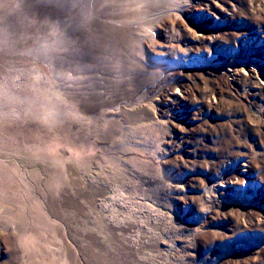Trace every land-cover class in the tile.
<instances>
[{"label":"rangeland","instance_id":"obj_1","mask_svg":"<svg viewBox=\"0 0 264 264\" xmlns=\"http://www.w3.org/2000/svg\"><path fill=\"white\" fill-rule=\"evenodd\" d=\"M216 1L223 17L186 0L141 10L144 70L97 67L85 95L102 101L64 103L74 138L37 118L45 65L0 57V264H264V0ZM40 9L17 49L135 11ZM175 16L172 52L157 32Z\"/></svg>","mask_w":264,"mask_h":264},{"label":"bare ground","instance_id":"obj_2","mask_svg":"<svg viewBox=\"0 0 264 264\" xmlns=\"http://www.w3.org/2000/svg\"><path fill=\"white\" fill-rule=\"evenodd\" d=\"M23 2H21L23 4L20 3L21 6L23 7L25 4V7L29 10H15L14 2L7 6L6 10L0 11V57L4 55H11L14 58L24 56L27 59H33L45 65L50 72V78H48L50 97L46 102V109L37 118L41 121L40 123L49 126L56 136L74 138L78 134L73 125L76 118L75 116H70L67 111L64 112V103L72 105V97H76L82 102L93 101L94 105H97L99 100L102 101L101 98H94V95H91L90 98V93L93 94V90L88 89V86L93 85L91 83L99 80L94 74L97 73L96 68L100 67V65L109 64L110 66L112 65L110 69L118 68V70L119 68L123 70L130 68L144 70L141 61L148 47L143 48L144 46L139 44L137 45V51L131 49V37L138 35L136 33L138 31L133 30L132 26L144 22H150L153 25L155 21L147 19L141 10H146L150 4L163 6L164 0H26V2ZM186 2L188 7H195L197 4L203 6V9L215 18H218V16L223 17L222 14H226L227 8L225 9L224 6L219 5L216 0H186ZM45 3L47 6H44L46 5ZM107 5L110 7L108 10L135 11L132 14L106 17L105 19H108V21L101 17L92 18V23L82 33L72 35H68L65 32L66 29L64 31L61 30L63 33L59 34H57V31L52 32L51 24H46L47 26L50 25L49 34L53 37L51 39L48 36V38L43 39L48 40L47 45L43 43L45 41L42 39H34L33 45L29 47L31 51L25 50V48H16L21 38H26L27 36L24 34L16 38L14 28L16 26L28 28L33 23L30 13L34 12V10H41L40 8L51 6L53 10H84V13L88 15L93 12L92 10H100L101 7L103 8ZM176 5L177 2L170 4L171 7ZM162 6L158 10H162L166 5ZM55 16L59 17L54 14L46 18V21L51 22ZM161 25L165 26V28L162 29V26L160 27L163 31L157 32L158 37L163 38L170 45V50L173 52L175 48L173 47L172 39L174 38V30L178 26L177 16H175L173 22ZM165 29L170 30L171 37L170 35L169 37L166 36L167 32L164 31ZM60 37L62 41L57 40ZM194 38L195 36H193ZM170 40L171 42H169ZM210 44L212 46L215 45V41L210 42ZM212 60L213 56L208 52L207 62L211 63ZM249 70H251L249 71V76L252 78L256 77L257 73L253 71L252 67ZM233 75H236V73L234 72ZM86 89L90 90L88 98L85 95ZM170 94L173 96L176 93L170 90ZM3 95H8L9 98H11V95L13 96V94L3 93V87H0V96ZM74 106L77 114H83L88 111V107L84 105L75 104Z\"/></svg>","mask_w":264,"mask_h":264}]
</instances>
